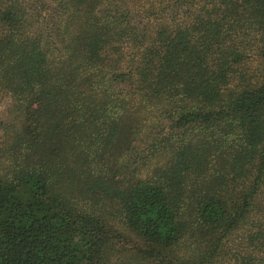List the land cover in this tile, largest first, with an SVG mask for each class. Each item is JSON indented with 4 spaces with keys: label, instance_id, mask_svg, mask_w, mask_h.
Here are the masks:
<instances>
[{
    "label": "trees",
    "instance_id": "16d2710c",
    "mask_svg": "<svg viewBox=\"0 0 264 264\" xmlns=\"http://www.w3.org/2000/svg\"><path fill=\"white\" fill-rule=\"evenodd\" d=\"M0 96V264H264V0H0Z\"/></svg>",
    "mask_w": 264,
    "mask_h": 264
},
{
    "label": "rangeland",
    "instance_id": "374dc122",
    "mask_svg": "<svg viewBox=\"0 0 264 264\" xmlns=\"http://www.w3.org/2000/svg\"><path fill=\"white\" fill-rule=\"evenodd\" d=\"M13 119L14 115L11 111V99L8 96H0V133L4 126L9 125V123H15ZM140 150H143L142 146H140Z\"/></svg>",
    "mask_w": 264,
    "mask_h": 264
}]
</instances>
